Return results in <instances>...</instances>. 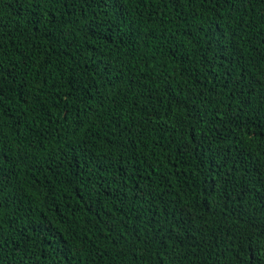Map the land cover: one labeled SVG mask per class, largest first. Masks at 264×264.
<instances>
[{"label": "trees", "instance_id": "trees-1", "mask_svg": "<svg viewBox=\"0 0 264 264\" xmlns=\"http://www.w3.org/2000/svg\"><path fill=\"white\" fill-rule=\"evenodd\" d=\"M0 264H264V0H0Z\"/></svg>", "mask_w": 264, "mask_h": 264}]
</instances>
